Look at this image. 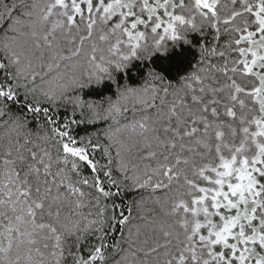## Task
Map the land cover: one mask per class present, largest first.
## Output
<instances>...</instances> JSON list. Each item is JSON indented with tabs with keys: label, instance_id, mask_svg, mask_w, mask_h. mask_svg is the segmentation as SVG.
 Wrapping results in <instances>:
<instances>
[{
	"label": "snow or ice",
	"instance_id": "obj_1",
	"mask_svg": "<svg viewBox=\"0 0 264 264\" xmlns=\"http://www.w3.org/2000/svg\"><path fill=\"white\" fill-rule=\"evenodd\" d=\"M0 264H264V0H0Z\"/></svg>",
	"mask_w": 264,
	"mask_h": 264
}]
</instances>
